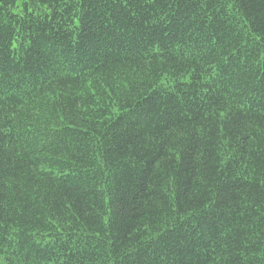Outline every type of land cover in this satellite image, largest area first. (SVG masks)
<instances>
[{
  "label": "trees",
  "instance_id": "1",
  "mask_svg": "<svg viewBox=\"0 0 264 264\" xmlns=\"http://www.w3.org/2000/svg\"><path fill=\"white\" fill-rule=\"evenodd\" d=\"M0 264H264V0H0Z\"/></svg>",
  "mask_w": 264,
  "mask_h": 264
}]
</instances>
